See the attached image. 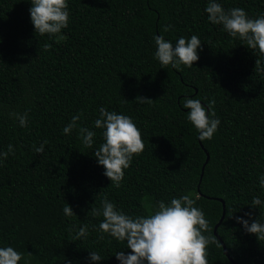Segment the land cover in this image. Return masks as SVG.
I'll return each mask as SVG.
<instances>
[{"label": "trees", "instance_id": "1", "mask_svg": "<svg viewBox=\"0 0 264 264\" xmlns=\"http://www.w3.org/2000/svg\"><path fill=\"white\" fill-rule=\"evenodd\" d=\"M217 2L225 10L242 8L249 18L264 15V0ZM207 3L68 0L69 26L50 37L35 32L31 0H0V152L9 144L15 151L0 165V247L22 253L19 264H121L115 253L131 249L99 232L103 216L91 209L102 210L107 197L135 218L184 194L197 199L221 243L208 245L209 264H264V241L235 219L264 223V204L251 205L257 196L264 201V72L255 71L264 57L211 23ZM166 25L172 26L168 32L162 31ZM155 35L174 47L180 37L198 36L199 60L191 68L162 67L154 56ZM45 43L52 48L45 51ZM185 97L199 99L209 116L215 111L221 123L211 140H199L186 118ZM101 107L131 117L145 144L119 188L94 155L103 143L102 129L94 127ZM81 110L77 128L64 134ZM26 111L28 123L21 127L10 113ZM79 127L95 132L92 148L79 138ZM45 140L44 152L37 153L33 145ZM216 198L226 204L218 235L223 204ZM68 204L72 217L63 213ZM84 225L87 235L71 240ZM92 251L102 259L91 260Z\"/></svg>", "mask_w": 264, "mask_h": 264}, {"label": "clouds", "instance_id": "2", "mask_svg": "<svg viewBox=\"0 0 264 264\" xmlns=\"http://www.w3.org/2000/svg\"><path fill=\"white\" fill-rule=\"evenodd\" d=\"M30 16L35 32L39 36L49 35L56 37L62 29L69 26V4L68 0H31ZM205 11L208 13V20L216 25H222L223 30L231 37L243 41L248 48L254 50L258 57H264V15L256 18H249L246 11L239 7L225 8L217 0H208ZM171 25L163 27L162 31L171 30ZM154 42L156 51L155 58L162 67L180 70L181 65L189 68L199 60L197 49L201 47L198 36L193 35L190 39L180 37L175 47L171 41L163 35H155ZM45 51L52 48L51 43L43 45ZM262 61L256 60L255 71L264 72L261 66ZM141 103H151L149 98L138 96ZM207 99V98H205ZM184 108L190 109L187 112V120L199 133V140H211L221 123L216 118L215 111L211 116L207 113L205 106L199 99L185 97L182 100ZM215 105V99L208 101V108ZM10 115L18 120L21 127L28 123V113L12 112ZM84 113L81 110L79 115L73 116L69 124L63 128V133L71 134L77 128V123ZM94 127L102 129L103 143L95 149L94 155L98 164L103 166L104 175L111 180L116 188L121 186L124 179L125 169L129 168L134 156L140 155L145 144L142 134L133 119L124 114H117L115 111H108L106 108L99 109V118L94 120ZM79 138L84 146L92 148L95 132L87 127H79ZM45 140L37 153L44 152ZM15 155L14 146L9 144L7 151L0 152V165L7 159L9 154ZM259 186L264 189V175L259 178ZM197 199L191 194H184L179 198H172L170 203L164 200L157 202L156 208L147 216L131 217L110 202L107 197L102 201V210L91 209V215L103 216L98 225V231L106 233L119 241H126L130 253L118 251L115 253L121 264H209L208 245H221L215 235H211L212 228L206 220L204 212L196 207ZM264 204L258 196L254 197L251 205L255 208ZM65 216L72 217L75 213L68 204L63 208ZM245 215L251 217L252 213ZM238 223H242L247 233L255 234L260 241H264V223L258 219L249 223L243 217H235ZM73 231L72 227L68 229ZM204 233H209L205 235ZM87 235V225L78 229L71 240L76 241ZM100 239H104L101 235ZM23 254L12 246L0 247V264H19ZM90 258L93 261L102 259L98 252L92 251ZM30 264V261H25Z\"/></svg>", "mask_w": 264, "mask_h": 264}, {"label": "water", "instance_id": "3", "mask_svg": "<svg viewBox=\"0 0 264 264\" xmlns=\"http://www.w3.org/2000/svg\"><path fill=\"white\" fill-rule=\"evenodd\" d=\"M209 158H210V156H209V154L207 153L206 161H205V163H204V165H203V167H202V174H201V178H200V180H202V178H203V174H204V170H205V165L208 163ZM199 185H200V184H199ZM216 199L220 200V201L222 202V204H223V212H222V216H221L220 220L217 222V224H216L215 227H214V233H215L216 235H218V228H219L220 224L223 222V220H224V218H225V215H226V204H225V201H224L222 198H216ZM221 242H222V244H223V246H224V252H225L226 254H228L224 242H223V241H221ZM237 264H238V263H237Z\"/></svg>", "mask_w": 264, "mask_h": 264}]
</instances>
